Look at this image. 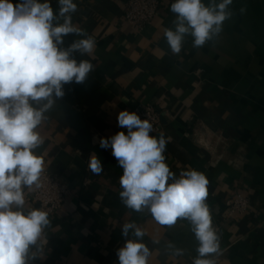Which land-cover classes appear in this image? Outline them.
Here are the masks:
<instances>
[{"label": "crops", "instance_id": "1", "mask_svg": "<svg viewBox=\"0 0 264 264\" xmlns=\"http://www.w3.org/2000/svg\"><path fill=\"white\" fill-rule=\"evenodd\" d=\"M126 1L74 0L73 24L86 35L68 34L61 47L92 37V54L72 58L89 60L94 70L83 83L63 86L64 96L36 129L44 170L67 182L70 195L49 215L43 256L28 264H119L118 249L134 238L122 234L127 222L144 231L148 264H192L198 241L189 223L162 226L147 210L126 208L119 197L123 169L110 147H100L101 138L127 134L118 125L120 111L145 104L161 114L170 170L179 177L195 169L209 181L206 203L221 245L216 264H264V0H233L221 33L201 48L186 36L179 54L164 37L174 27V0H162L161 13L141 34L125 23ZM49 2L58 13V0ZM93 153L103 165L99 175L88 168ZM236 194L249 198L252 210L231 219L226 202ZM24 208H40L28 189Z\"/></svg>", "mask_w": 264, "mask_h": 264}, {"label": "clouds", "instance_id": "2", "mask_svg": "<svg viewBox=\"0 0 264 264\" xmlns=\"http://www.w3.org/2000/svg\"><path fill=\"white\" fill-rule=\"evenodd\" d=\"M233 0H174L173 28L164 29V37L173 54L182 50L186 36L193 47L201 48L217 37L226 20L233 16ZM59 11L49 0H0V264H28L42 257V237L50 225L49 213L41 208L25 211V189H39L44 160L36 150L44 143L36 130L56 99L64 96L63 86L83 83L94 65L89 60L79 63L74 52L91 55L95 40L88 36L61 47L64 36L84 37L75 26L72 14L74 0H58ZM245 8L240 12L244 13ZM118 125L127 129L110 138H101V148H111L123 169L119 178L121 202L135 212L147 210L162 226H174L186 220L198 241L197 256L192 264H216L221 254L220 235L213 226L206 203L209 181L195 169L182 171L177 177L165 162L168 140L163 134L150 135L153 125L141 120L135 112H119ZM88 168L99 175L104 169L95 153ZM127 239L118 249L119 264H148L152 254L143 242L145 235L134 222L122 225ZM159 241H154L158 243ZM168 247L175 255L183 249Z\"/></svg>", "mask_w": 264, "mask_h": 264}, {"label": "built area", "instance_id": "3", "mask_svg": "<svg viewBox=\"0 0 264 264\" xmlns=\"http://www.w3.org/2000/svg\"><path fill=\"white\" fill-rule=\"evenodd\" d=\"M162 7V0H127L124 8L125 23L135 33L141 34L146 27L155 22ZM132 112H135L141 120L149 119L153 125V132L150 135L158 137L161 134L163 123L156 106L145 104ZM41 183L42 186L39 189L30 190V194L41 209L48 211L49 215H55L64 208L70 195L69 184L46 170L41 174ZM226 203L228 218L231 219L235 215H245L252 210L250 199L241 194L230 197Z\"/></svg>", "mask_w": 264, "mask_h": 264}]
</instances>
